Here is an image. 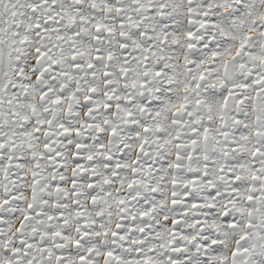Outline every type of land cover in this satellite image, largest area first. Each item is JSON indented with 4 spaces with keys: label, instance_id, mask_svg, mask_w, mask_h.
<instances>
[{
    "label": "snow or ice",
    "instance_id": "snow-or-ice-1",
    "mask_svg": "<svg viewBox=\"0 0 264 264\" xmlns=\"http://www.w3.org/2000/svg\"><path fill=\"white\" fill-rule=\"evenodd\" d=\"M0 264H264V0H0Z\"/></svg>",
    "mask_w": 264,
    "mask_h": 264
}]
</instances>
